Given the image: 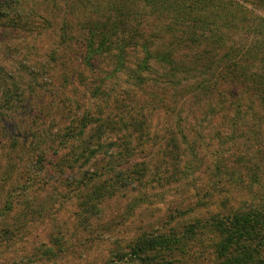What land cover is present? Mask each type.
Here are the masks:
<instances>
[{"label": "rangeland", "instance_id": "1", "mask_svg": "<svg viewBox=\"0 0 264 264\" xmlns=\"http://www.w3.org/2000/svg\"><path fill=\"white\" fill-rule=\"evenodd\" d=\"M134 2L0 5V264H142L133 244L161 235L185 238L180 264H213L222 217L264 204L263 7L209 0L193 12L214 26H177ZM110 4L135 16L118 25L136 38L120 59L114 45L89 53L82 27L114 22Z\"/></svg>", "mask_w": 264, "mask_h": 264}, {"label": "trees", "instance_id": "2", "mask_svg": "<svg viewBox=\"0 0 264 264\" xmlns=\"http://www.w3.org/2000/svg\"><path fill=\"white\" fill-rule=\"evenodd\" d=\"M227 1L229 2V0ZM255 1L256 2L254 5H259L264 9V0ZM20 2H22V0H4L3 2L0 1V5L4 4V6L8 9H12V6H18ZM118 2L125 4V10L135 7L134 0H118ZM140 2L149 8L156 9L157 11L155 12L161 15L163 13H166L167 15L173 13L171 20L172 23H176L177 26L184 22H191L197 26H214L216 24V22H214L213 18L211 17V11L209 15L206 14L207 16H202L200 13L196 14L195 12H193L194 9L201 8L203 5H210L209 0H140ZM220 5V2H218L216 6ZM110 7L111 8L109 10L112 11L113 14L120 15V17H114V22H109V19L108 21L104 20L103 22L98 20L93 24L90 21H85V23L82 24V27L87 29L92 41V44L88 45L89 53L93 51L99 52L110 49L109 46L114 45L119 56L118 59H120V54H124L123 49L126 46L128 48L130 46L136 45V38L132 34H127L131 33V29L128 30V28H124L118 25L124 24V21H129L130 24H132V22L134 23L135 16L133 12L126 13L123 9L117 7L116 5L112 6L110 4ZM215 9L217 8L215 7ZM15 17V20L12 21L13 26L24 28V30L29 29L30 23L27 20V22L22 26V14L17 13ZM0 18L3 20H7L6 16H3V14H0ZM167 21L170 20L167 19L166 22ZM169 27L170 26L167 25V28ZM256 29L258 34L257 36L264 35V16H260L259 24ZM125 34L127 36H125ZM136 37L139 39V43L145 41L141 35ZM113 38L114 41H112ZM95 39L97 40V45L95 48H93V43H96ZM238 55L240 56L235 58L238 59V63H234L232 68H239L240 70L247 63L249 57L244 56L245 54L242 55V53L240 52L238 53ZM224 56H226V53L222 54V59L224 58ZM160 59L164 61L163 56ZM227 69L224 68V70L229 71V68ZM0 71L3 72L2 78L0 79V85L11 81V76L7 71L2 70V68H0ZM230 73L231 71H229L228 74ZM225 78L226 75L222 72V99H224L227 91ZM6 88L7 86L0 87L1 99L3 98V96H6L7 93L10 92L7 90L8 88ZM242 93L244 92L242 91ZM9 98L10 96H6L5 101H10ZM234 104L239 105V102L237 103L234 101L233 105ZM1 114L2 113H0V115ZM3 115L4 114H2V116ZM98 178H100V176H98ZM97 182V179L92 182L93 192H90L91 196L89 199L96 198L97 200L102 201V199H104V197L108 195L106 184L107 182ZM95 184L98 185L94 186ZM109 196L113 197L114 194H111ZM256 211V215L253 214V216H251V213H248L247 216L242 217L234 214L227 217H222V223L224 222L223 224L225 230L222 229V234H219V236L217 235L218 238L215 236V238L211 241V254L213 256V264H264V204H262L260 210ZM189 235L190 236L187 239L196 241L197 239L195 238L197 235L204 236L206 234ZM184 240V237L171 238V236L166 237L162 235L156 236L152 239L141 237L138 238L132 246V256L134 255V257L137 258V260L142 264H180L179 260L181 258H175L176 255L177 257H179V254L185 256L188 255V248L184 244H182ZM158 248L159 250L165 251L167 255H165L164 257H159L156 253Z\"/></svg>", "mask_w": 264, "mask_h": 264}]
</instances>
